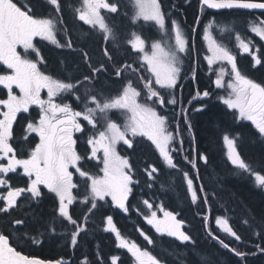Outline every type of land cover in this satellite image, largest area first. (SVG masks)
<instances>
[{"label":"snow or ice","instance_id":"6c2138e0","mask_svg":"<svg viewBox=\"0 0 264 264\" xmlns=\"http://www.w3.org/2000/svg\"><path fill=\"white\" fill-rule=\"evenodd\" d=\"M45 3L50 6L51 12L41 16L34 11L32 0H0V66H6L7 69L0 74V85L7 90L6 98H0V214L7 216L17 209L22 197L28 201L41 198L43 186L54 194L58 202L55 212L61 223L66 222V233L61 235L66 234L68 245L75 249L80 233L86 231L87 221V214H82L84 223H81L79 218H74V211H70V206L77 201L84 204L90 214L98 206H102L100 202H108L107 198L110 197L111 205L125 214L129 213V197L140 181L135 178L137 170L130 162V157L122 155L119 147L126 145L131 149L137 142V137L151 142L169 169L182 173L192 204H197L198 201L207 204L208 194L204 185H194V179H200L197 161L207 164L208 157L196 152L194 148L184 155L183 159L196 172L193 177L189 172L178 168L173 155L184 150L185 139L180 122L184 125L183 131L192 133L189 108L183 107V98L177 96L181 87L183 57L192 48L190 38L185 35L181 23L165 13L161 0H130L133 9L130 20L133 25L139 23L142 28L144 24L150 23L165 33L170 41L174 40V43L165 45L155 40L151 42L150 50H146V40L150 38L133 32V39L128 43L132 50L142 54V63L136 62L135 66L132 63H118L107 47L102 52L104 59L93 60L89 52L81 48L79 55L85 70L82 71L79 64L69 67L68 62L61 59L63 75L54 76L42 70L46 62L34 44L35 38L72 52H76L77 48L74 46L71 30L62 16L63 0H45ZM118 6V2L109 0H82V4L74 9V14L78 21L90 26L91 31L102 34L103 41H114L113 29L101 14V9L117 13ZM199 6L201 12L204 9L261 10V17H264V0H199ZM199 23L197 18V24ZM247 23H251L250 31L264 40V19L246 20ZM212 26L209 23L203 32V39L208 41V51L211 53L206 57L209 68L217 62L230 66V69L221 66L216 70V88L230 90L226 97L220 99L227 109L234 110L231 114L235 120L250 122L258 137L264 141V84L239 71L236 55L227 46L212 39L209 33ZM65 30L69 34L62 43L58 39V32ZM236 39L240 50L252 55L255 64L264 66L261 56L253 51L255 45L251 41L241 39L239 33H236ZM18 46L22 48V52L17 50ZM144 72L149 76L146 77ZM132 74H136L142 87L134 86ZM113 76L121 81V87L114 93L111 85L105 83L106 79ZM14 89L19 90L18 94ZM44 90L46 99L41 95ZM210 95L209 90H197L187 103L191 107L194 101H203ZM32 106L39 109L36 117H30ZM177 106H180V122L173 123L177 119ZM169 109L173 112L171 117L168 115ZM114 110H120L125 116L122 124L113 119ZM192 110L201 111L202 107ZM21 113H29V117H25L24 134L20 138V142L27 143L29 148L18 152L14 147V124ZM77 133L80 136H76ZM80 137L86 138L90 152L86 150L81 153L77 150ZM194 139V134L189 136L190 141ZM222 139L227 147V161L242 173H247L256 187L264 190V169L255 170L238 151V141L242 139V134H224ZM193 153L196 155L193 156ZM90 160L97 162L95 173L85 167ZM21 170L27 178L25 185L14 186L11 174H19ZM158 171L157 166L145 164L143 173L148 187L153 186ZM142 203L150 212L144 219L155 229V233L174 238L184 245L195 244L192 235L184 230L185 222L177 219L176 214L161 208L163 218H158L149 200L143 199ZM209 219V216L204 217L206 226ZM26 223L27 214L9 221L10 227L22 232L31 243H42L37 236L23 231ZM214 223L219 232L233 238V243H244L227 218H215ZM244 223L254 230V235L260 241L255 244V248L264 253V224H255L250 219H245ZM106 224L105 231L114 233L117 247L130 253L133 264H164L148 248H141L136 242H130L122 236L111 215L106 217ZM67 225L71 226L70 231H67ZM48 226L51 233L55 234L54 225L49 223ZM138 231L148 245L155 246V241L149 235L143 230ZM207 231L213 241L240 258L241 262L246 261L249 254L255 255L241 251L238 247H230V243L225 242L219 232H214L212 228L208 227ZM44 234L40 232L38 236ZM118 259L119 257L112 256L111 264H117ZM0 264H65V260L23 255L10 243L9 234L0 232ZM78 264H90V261L84 256ZM96 264H104L99 255Z\"/></svg>","mask_w":264,"mask_h":264},{"label":"trees","instance_id":"16d2710c","mask_svg":"<svg viewBox=\"0 0 264 264\" xmlns=\"http://www.w3.org/2000/svg\"><path fill=\"white\" fill-rule=\"evenodd\" d=\"M114 2H118L120 10L113 20L109 19V25H111L110 27L115 35L113 59L119 63L127 60L121 44L123 34L127 32L126 29L128 28L132 31L133 27L129 25L131 22L130 16H127L129 12L126 11V14H123L121 10L123 0H114ZM32 3L35 5L34 11L37 15L46 16L51 12V8L45 3V0H32ZM161 3L165 13L170 15L172 19L178 20L185 27L187 36L191 38L193 35L192 39L196 41L195 46L192 45L190 53L184 56L183 73H181L182 78H187L190 77L191 74L189 76L188 74L192 70V74L195 72L196 79L187 81L184 88L179 87L177 91V96L182 97L184 100L183 107L189 108L188 118L192 125V133L183 131L184 125L179 120L180 106H177L175 109L177 119L173 123L180 122L185 143L184 150L173 155L174 160L178 163V168L189 172L193 177H195L196 172L183 159L184 155L194 148L196 152L208 157L207 164L197 161L200 179H194V185H204L205 192L208 194V203L202 204L198 201L197 204H192L182 173L176 169H169L163 163L162 158L159 157L155 147L146 138L137 137V142L131 149L126 145L119 147L122 155L130 157V162L137 170L135 178L140 181L134 187L132 200L129 202L131 208L129 213L126 214L129 217L125 218L120 215L108 201V198V202H100L102 206H98L90 214L87 212V207L77 201L75 204L80 206V212L75 214L74 218H79L80 222L84 223L82 214H87V221L86 231L80 233L78 245L73 249L66 241V234L61 235V233H66V222L61 223L55 212L58 202L49 195H42L40 198L42 200L34 206L27 202L22 203L21 212H10L7 216L0 214V232L9 234L10 243L22 254L51 260L62 258L65 260V264H78V261L84 256L88 257L90 264H96L98 255L103 258L104 264H111V257L117 256L119 257L117 264H121V262L122 264H133L131 255L127 251L119 249L114 237L109 231H105L106 217L111 215L112 217L118 216L115 225L126 239L136 242L141 248H148L158 258L162 259L164 264H181V262L183 264H264V253L257 251L255 248V244L260 243V241L254 235V230L244 223L245 219H250L254 220L255 224H264V190L256 187L247 173L235 170L230 165L225 157L222 137L224 134H242V139L238 141V151H240L246 163L257 171L264 169V141L258 137L250 122L233 118L231 113L234 110L227 109L223 104L220 99L222 95L215 86L216 71L209 68L210 73L208 74L207 69L203 68L200 63L207 51L202 48L197 40L203 25L209 20L203 21L201 29L199 24L195 23L197 14H199L198 0H161ZM79 6V0H63L62 3V16L68 29L71 30L74 46L77 48L76 52L69 49L62 50L42 41L36 43V47L40 50V54L46 62L42 66V70L46 73L54 76L63 75L61 59L66 60L69 67L79 64L80 69L85 70L79 55L81 48L87 50L93 60L101 59L99 54L101 41L92 38L90 27H82L75 18L74 9ZM219 13L211 14L213 15L212 20ZM240 16L244 20L243 25L233 31L234 34L242 32L243 35L244 30H250L251 28V23L246 24V20L253 21L257 19L258 15L242 11ZM192 28L195 29L194 34L191 31ZM63 34L64 37H67L69 33L65 30ZM232 52L240 55L239 52H235L233 49ZM262 54L261 58L264 63V55ZM244 56L240 55L237 60L244 59ZM239 71L258 83H264V66L262 65L259 67L243 66L239 68ZM144 75L149 76L146 72H144ZM131 78L136 87H142L136 76H131ZM105 83L109 84L107 79ZM120 83L121 81H114V85ZM110 85L113 93L121 87V84L119 88ZM197 90L201 92L209 90L211 95L204 98L203 101H194L190 107L187 102L195 96ZM196 107H202V110H192ZM168 115L170 117L173 115L171 109L168 110ZM24 121L25 116H21L15 126L17 132L21 131L20 125ZM169 130L171 131L172 128L170 127ZM192 134H194L195 139L190 141L189 136ZM85 144V138H80L82 148L85 147ZM195 155L196 153H193V156ZM146 163L155 165L159 169L158 173L155 174V182L152 187L147 186L146 175L143 173ZM95 166L85 165L93 173L97 171V165ZM147 183H152V181H147ZM80 191L83 194L82 186ZM143 199H147L152 203V210L162 214L163 211H172L177 215V219H182L185 222L184 230L192 235L195 244L184 245L174 238L155 234L152 227L144 219V216L150 215V212L147 206L142 203ZM25 214H27V223L23 231L32 236H37L38 239L43 241L42 243H31L23 236L22 232L15 231L10 227L9 221L11 219ZM205 216L210 217L207 226L204 222ZM54 217L55 219H53ZM215 218H227L233 229L241 235L244 243H233V238L219 232L214 223ZM49 223L54 225L55 234L51 233ZM208 227L212 228L214 232H219L225 242L230 243V247H238L241 251L255 253V255L249 254L246 261L241 262L240 258L222 248L208 236ZM138 229L149 235L155 241V246L148 245L140 234H136ZM70 230L71 226L67 225V231ZM255 230L258 231L259 229ZM40 232L45 234L38 236Z\"/></svg>","mask_w":264,"mask_h":264},{"label":"flooded vegetation","instance_id":"af4514ba","mask_svg":"<svg viewBox=\"0 0 264 264\" xmlns=\"http://www.w3.org/2000/svg\"><path fill=\"white\" fill-rule=\"evenodd\" d=\"M79 2H81V0H79ZM109 2H114V0H109ZM126 2H128V1L126 0ZM126 2H125V0H123V4L126 3ZM198 3H199V1H198ZM198 9H199V14H197V17H196L195 23L197 22V18H199V21H200V23H199V27H200V29H201V25H202L203 21H205V20H207V19H208V20H209V19H212V16H213V15H211V14H217V13H219V12H215V11H212V10H209V9H205L204 12L201 13V11H200V6H199ZM119 10H120V7H118V11H119ZM121 10L123 11V14L126 12V10L124 9V6H122ZM118 11H117V12H118ZM221 12H222V11H221ZM224 12H234V11H224ZM241 12H242V11H241ZM101 14L105 17L106 22L109 24V19L113 20V18L115 17V15H116L117 13H108V12H107V13H101ZM125 14H126V13H125ZM131 14H132V13H129V14H127V16H130V17H131ZM254 14L258 15L257 18L264 19V17H261V13H254ZM259 15H260V16H259ZM79 22H80V24H81L82 27H85V26L90 27V26H88V25H84L83 22H81V21H79ZM141 23H143V22H141ZM129 25L132 26L133 29H132V31H131V30H128L129 28L126 29L127 32H126L125 34H123V38H124V39L122 38L121 44H122V48H123L124 51H125V55H124V56H125L126 59H127L124 63H132V64L135 66V65H136V62H140V63H142V61L140 60V57H141L140 53H137L135 50H132V49H131V45L128 43V41L131 40V38L133 37V35H132L133 32H135L136 34H140V35H142V37H144V38L155 39L156 36H157L158 28L153 27L152 25H150V23H149V24H144L142 28H141V26H140L139 23L136 24V25H133V24L130 22ZM129 25L127 24V26H129ZM109 26H111V25H109ZM146 28H148V34H147V31H146ZM191 31H192V33L194 34L195 31H194L193 28L191 29ZM223 32H224V33H222V34H220V35L218 36V39L215 38V39H217V40H215V41H217L218 43H221V44H226L227 47H228L231 51H232V49H233L235 52H239L240 55H245V56H244V59L238 61L237 59H238V57H239L240 55H238V53H233V52H232L234 55L236 54V60H237V67H238V69H239L240 67H243V66H249V65L252 66V67H259V66H261V65H257V64H255L254 60L252 59V55H250L249 53H244L242 50L239 49V47H238L239 41L236 39V33L234 34V31L229 32V33L225 32V31H223ZM91 33H92V35H93L92 38H95V40H100V41H101V44H100V46H99V50H100V53H99V54H100L101 59H102V58L104 59V57L102 56V52H103V49H104L105 47H107V48L109 49L110 55H111L112 57H114V56H113V55H114L113 40H110V41L105 42V41L102 40V34H100L98 31H91ZM243 33H244L243 35H242V32L239 34L240 38H241V39H244L246 42L251 41V43H252L253 45H255V48L253 49V51L255 52V54H256L257 56H261V54L264 53V40H261L258 36H256V35H255L254 33H252L250 30H244ZM192 37H193V35H192ZM192 37L190 38V44L195 46L196 41H194V39H192ZM58 39H60L61 42L63 43L64 40H65V37H64V36H59ZM150 39H147L146 47H148V46L150 45ZM39 41L46 42L47 44H49V45H51V46H53V47H56V46L50 44V43L47 42V41H43V40H41L40 38H35V40H34V44L36 45V43L39 42ZM197 42L202 46L203 49H205V50L207 51V48H206V46H205V43H204V41L200 38V36H199V39L197 40ZM56 48H57V47H56ZM59 49H60V48H59ZM256 49H259V51H256ZM17 50H18V51H21V52L23 51L22 48H21L20 46H18V49H17ZM62 50H67V48H64V49H62ZM69 50H70V49H69ZM193 53H194V52H193ZM206 53H207V52H206ZM204 58H205V57L203 56V58L201 59L200 63H201V65L203 66V68L207 69L206 72L209 74V73H210V71H208L209 67H208V65H207V63H206V61H205ZM262 63H263V59H262ZM5 71H7L6 66H0V74H3ZM129 71H130V70H129ZM194 73H195V72H194ZM194 73H193L190 77L182 78V79H181V81H180V85H181V87L184 88L185 83H186L187 81H189V80L194 81V80L196 79V75H195ZM132 76H136V74H132ZM193 77H195V79H193ZM115 80H117V81L120 82V80H119L118 78L114 77V76H113L111 79H107V82H108L109 84L114 85V81H115ZM140 83H141V82H140ZM120 84H121V83H120ZM120 84H115L114 86H117V88H119ZM262 84H264V83H262ZM134 86H135V85H134ZM111 89H112V86H111ZM111 91H112V90H111ZM14 92H15L16 94H18L19 90H18V89H14ZM6 94H7V90L4 89L2 85H0V98H6ZM41 95H42V98H45V99H46V98H47V97H46V90L42 91ZM188 106H189V105H188ZM0 110H2V109H0ZM169 110H170V109H169ZM38 111H39V109L36 108V106H32V107L30 108V117H36ZM21 116L29 117V113H21V114H18L17 122L19 121V119L21 118ZM17 122L14 124V132H15V137H16V142L14 143V147H16L17 150H18V152H20V151L27 150V149L29 148V145H28L27 143H21V142H20V138H21L22 135L24 134V133H23V127L25 126L26 120L24 121V123H22V124L20 125V129H21L20 132H17V131L15 130V126H16ZM75 135H76V136H80L79 133H77V134H75ZM80 138H83V137H80ZM84 138H85V137H84ZM36 139H38V138H36ZM85 141H86V138H85ZM85 143H86V142H85ZM77 150H78L79 152H81V153L85 152L86 150L90 152V148H89L86 144H85V147H84V148L81 147V145H80V139H79L78 142H77ZM91 164L96 165V163L93 162V161H91V160L88 161L85 165H91ZM91 167H94V166H91ZM11 177H12V179H11V183H12L14 186H20V187H23V186L25 185V180H26L27 178L23 176V174H22V170L19 172V174H11ZM136 186H137V185H136ZM136 186H135V187H136ZM41 190H42L43 195H49V196H51L53 199L56 200L54 194L49 193V192L47 191V189H45L43 186H41ZM41 200H42V199L39 198V199H33V200H31V201H28V200H25V199L22 197V198H21V201L18 202V203H19V207H18L17 209H15V210H12L11 213L21 212V211H22V203H24V202L30 203L32 206H34V205L38 204ZM131 200H132V198H131V196H130V197H129V202H131ZM56 201H57V200H56ZM108 201L110 202V198H108ZM112 206H113V208L116 209L117 212H118L120 215H122L123 217H125V218H126V217H129V216H127L124 212H122V210L117 209L114 205H112ZM57 207H58V205H57ZM70 211H74L75 214H78V213L80 212V206H79L78 204L72 205V206H70ZM117 219H118V216H113V222H114V224H115V221H116ZM106 227H107V224H106ZM136 230H137V229H136ZM109 233H110V234L112 235V237H114V239H115V235H114V233H112V232H109ZM121 234H122V233H121ZM136 234H140V231H137ZM122 236H124V235L122 234ZM128 240H129V239H128ZM143 240H144V239H143ZM115 241H116V239H115ZM129 241H130V240H129ZM130 242H132V241H130ZM118 248H119V247H118ZM119 249H120V248H119ZM122 250H126V249H122ZM126 251H127V250H126ZM129 254H130V253H129Z\"/></svg>","mask_w":264,"mask_h":264},{"label":"rangeland","instance_id":"374dc122","mask_svg":"<svg viewBox=\"0 0 264 264\" xmlns=\"http://www.w3.org/2000/svg\"><path fill=\"white\" fill-rule=\"evenodd\" d=\"M128 2L127 3H124L123 6H124V9L129 12V13H132L133 9L131 7V3H130V0H127ZM82 4V0L80 2V5ZM108 11L105 10V9H101V13H107ZM110 13V12H108ZM240 13L241 11H234V12H223V13H219L217 16H215V18L212 20V19H209V21H207L201 31H200V38L204 41L205 43V46L207 48V53L205 55V61L208 65V62H207V59L206 57L207 56H210L211 53L208 51V41L207 40H204L203 39V32H204V28L209 24V23H212V28L209 29V33L212 37L213 40H217L218 39V36L222 33H224L223 31L225 32H230V31H233L235 29H237L238 27H241L243 25V18L240 16ZM149 24V23H148ZM151 25V24H150ZM181 27H182V30L184 31L185 35H187V32L185 31V27L181 24ZM146 31H147V34H148V28H146ZM63 32H58V37L59 36H63ZM217 38V39H215ZM133 39V37L131 38ZM155 40H159L162 44H168V43H174V40L170 41L169 40V37L165 34V33H162L159 31H157V36L155 39H150V44L151 42L155 41ZM217 42V41H216ZM146 43H147V40H146ZM218 43V42H217ZM225 46H227L226 44H223ZM146 50H150V45L148 47H146ZM245 53V52H244ZM142 55V54H140ZM184 57H183V62L181 64V68L183 69L184 67ZM186 64V63H185ZM183 66V67H182ZM187 66V65H186ZM209 66V65H208ZM221 66H224V67H229L230 69V66L229 65H226V63H221V62H217L216 64L212 65L211 68H213V71H216L219 69V67ZM189 67V66H188ZM183 73V71L181 72ZM192 75V70L190 71V73L188 74L189 75ZM190 75V76H191ZM228 77L225 78V80L227 81ZM158 87V86H157ZM219 92L221 93V97H226L227 96V93L228 91L230 90H227V89H218ZM178 93V92H177ZM112 116H113V119H116L117 122L119 123H123L124 122V119H125V116L122 114V112L120 110H114L113 113H112ZM151 143V142H150ZM223 149H224V153H225V157L227 159V147L226 145H224L223 143ZM92 161V160H91ZM96 163L97 165V162L96 161H93ZM230 163V162H229ZM231 165V164H230ZM91 166H94L96 167L95 165L91 164ZM232 166V165H231ZM235 170H238L236 169L234 166H232ZM240 171V170H239ZM110 198V197H109ZM154 211V210H153ZM156 211V210H155ZM157 216L158 218H163V214L161 212H158L157 211ZM151 226V225H150ZM152 227V226H151ZM153 229V232L155 233V229L152 227ZM157 234V233H155ZM159 235V234H157Z\"/></svg>","mask_w":264,"mask_h":264},{"label":"water","instance_id":"95a60500","mask_svg":"<svg viewBox=\"0 0 264 264\" xmlns=\"http://www.w3.org/2000/svg\"><path fill=\"white\" fill-rule=\"evenodd\" d=\"M213 11H228V9H222V10H214ZM232 10H238V11H248V12H254V13H261V10H244V9H232ZM24 255V254H23Z\"/></svg>","mask_w":264,"mask_h":264},{"label":"bare ground","instance_id":"6f19581e","mask_svg":"<svg viewBox=\"0 0 264 264\" xmlns=\"http://www.w3.org/2000/svg\"><path fill=\"white\" fill-rule=\"evenodd\" d=\"M125 227H126V224H125Z\"/></svg>","mask_w":264,"mask_h":264}]
</instances>
